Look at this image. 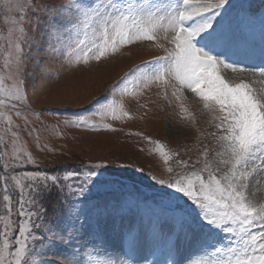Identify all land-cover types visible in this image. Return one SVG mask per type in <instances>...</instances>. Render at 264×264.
<instances>
[{"label": "snow or ice", "instance_id": "1", "mask_svg": "<svg viewBox=\"0 0 264 264\" xmlns=\"http://www.w3.org/2000/svg\"><path fill=\"white\" fill-rule=\"evenodd\" d=\"M6 7L31 13L36 23L28 21L29 31L19 28L18 38L10 42L6 74L0 76V118L12 130L13 145L5 171L36 163L16 146L19 126L13 116L33 111L28 95L32 74L26 69L29 62L41 65L32 50L39 51L42 43L46 57H62L71 48L77 60L82 54L87 63L124 46L152 42L163 54L130 69L108 95L73 113V122L97 130L101 125L92 116L134 119L125 98L139 101L156 88L193 128L190 95L198 101L215 147L204 144L189 164L190 156L180 159L181 153L174 151L170 158L164 144L136 133L157 145L164 158L167 178L148 175L150 192L137 183L110 179L105 175L110 166L103 162L63 177L38 169L4 176L20 189L21 226L13 239L12 198L5 183L8 215H0V264H264V204L255 202L252 193L257 178H264V87H255L260 81L253 79L258 75L264 81V0L259 8L234 0H7ZM24 22L21 15L17 23ZM54 59H45L41 72ZM222 68L231 70L229 78ZM203 135L197 129L198 142ZM173 158L175 166L169 162ZM53 189L65 208L50 225L37 197L42 201ZM30 242H39L60 259H43L44 253L34 251ZM193 246L197 257L183 256Z\"/></svg>", "mask_w": 264, "mask_h": 264}, {"label": "rangeland", "instance_id": "2", "mask_svg": "<svg viewBox=\"0 0 264 264\" xmlns=\"http://www.w3.org/2000/svg\"><path fill=\"white\" fill-rule=\"evenodd\" d=\"M234 2L250 3L256 8L261 4V0H234ZM6 3L7 0H0V76L6 74L5 64L9 61L10 42L18 38L19 28L24 27L29 31L28 21L30 20L32 25L36 23L31 13L9 11ZM21 15L25 16V22L17 23ZM31 31L37 29L32 27ZM39 31L41 33L45 31L44 23L40 24ZM161 43L171 48L170 44L164 41ZM32 51L41 57V65L45 59H54L45 56L44 43L41 44L39 51L35 48ZM161 54H163L162 49L152 42H139L121 47L114 55L106 56L100 61L93 59L87 63H84L82 54H79L81 58L77 60V54L71 53L69 48L62 57H57L53 63L47 64L43 72L41 65L34 66L29 62L26 71L32 74L28 77V95L33 111L25 110L19 118L13 116L14 124L19 126L18 135L13 139L18 148H23L25 155L33 157L35 164L15 169L9 167L7 171L3 169V165L11 159L13 145L9 140L12 130L5 128L6 118H0V215H8V206L3 199L5 195L3 186L7 183V194L12 198L10 219L13 239L21 226V217L18 215L20 189L15 186L14 180L9 178L6 182L3 179L6 175H18L23 171L38 169L63 177L67 171L86 167L90 163L103 162L110 166L105 173L110 179L122 180L130 186L137 183L144 192H150L152 188L149 186L153 182L148 179V175H156L158 179L167 178L164 158L156 150L157 145L144 140L136 133H143L144 136L164 144V151L169 153L170 158L174 151L181 153L180 159H188L190 156L189 164L197 158L199 149L204 144L210 148L215 147L211 137L207 135L213 129L207 124L208 117L201 112L198 101L190 95L188 106L190 111L196 114V125L193 128L189 121L179 114L175 103L169 104L162 96L156 94L158 92L156 88L145 93L139 101L132 96L125 98L126 109L134 119L113 121L110 118L101 119L99 116H92L90 119L101 125L97 130L80 127L73 122L75 119L73 113L89 107L95 99L108 95L110 88L130 69ZM256 64H259V61H256ZM220 72L226 78L231 76L230 69L222 68ZM253 79L260 81L255 87H264V81H261L258 75ZM116 97L119 98L118 93ZM140 104H147V107L140 108ZM104 124H111L113 128L120 130L112 131L104 128ZM197 129L204 133L200 142L196 139ZM30 131L31 135H29ZM169 162L175 166L174 158ZM121 165L127 167H120ZM136 169H143V172ZM252 193L255 202L264 204V178H257V182L252 186ZM68 198L70 199V194ZM24 199H28V196ZM37 200L39 202L37 206L41 203L43 205L48 224H55L63 215L65 204L61 202V194L55 189L45 194L42 201L39 197ZM29 207L26 205V210ZM2 230L3 223L0 222V231ZM34 231L41 234L39 228ZM30 245L34 251L44 253L43 259L50 261L60 259L58 255L42 248L39 242L35 244L30 242ZM183 256L196 258L197 248L194 246L186 248Z\"/></svg>", "mask_w": 264, "mask_h": 264}]
</instances>
